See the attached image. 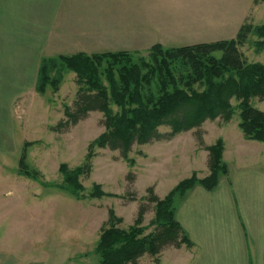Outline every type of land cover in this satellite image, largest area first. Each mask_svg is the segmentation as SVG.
Here are the masks:
<instances>
[{"label": "rangeland", "instance_id": "obj_1", "mask_svg": "<svg viewBox=\"0 0 264 264\" xmlns=\"http://www.w3.org/2000/svg\"><path fill=\"white\" fill-rule=\"evenodd\" d=\"M204 2L207 4L208 0H177L175 9L171 10L174 13L172 17L175 21L190 20L199 28L211 27L212 30L214 27L217 33L228 29L225 25L205 21ZM114 5L115 10L119 9L115 17L121 13V18L142 19L147 29L160 37L154 23L162 17L155 12L151 0H122L114 2ZM208 18H212L211 12ZM246 20L254 21V25L263 24L264 13L258 20L253 16L251 20L245 19L243 22ZM236 34H224V37L232 39ZM257 40L259 38L251 33L246 42L239 46L249 63H264V47L257 46ZM156 43L147 42L142 49L126 51L131 52L135 61L148 58L150 47ZM195 43L200 42L159 44L177 47ZM75 79L74 72L66 71L57 90L48 87L42 93L44 106H29L26 112L17 113L14 151L0 155V227L8 229L14 241L21 242L22 247L27 248L28 255L40 264H99L95 246L102 227L108 221L110 208L122 219L116 225L124 229L134 225L142 208L143 218L139 226L145 235L151 233L155 229L156 203L147 189L152 187L158 198L165 197L179 181L192 175V168L197 167L202 171L209 168L206 146L222 138L223 134L228 136L241 132L238 127V100L232 98L235 113L229 121L221 117L207 119L198 128L168 137L166 133L170 128L161 125L158 129L164 137L145 144L134 142L128 159L122 157L119 149L97 148L91 170L80 177L85 196L77 197L58 186L63 180L58 166L60 163H66L69 168L82 165L89 143L105 127L104 115L98 110L89 111L75 123L65 115L66 106L71 110L76 109L78 84ZM251 103L264 110V98L253 97ZM112 107L117 109L115 105ZM25 142H28L26 161L38 171V179L19 173V159ZM201 170L195 173L197 178H203L210 172L208 170L204 174ZM94 183L100 184L105 192L112 195L88 197ZM185 245L167 244L158 256L145 253L137 264H159L164 257L176 258L184 252Z\"/></svg>", "mask_w": 264, "mask_h": 264}, {"label": "trees", "instance_id": "obj_2", "mask_svg": "<svg viewBox=\"0 0 264 264\" xmlns=\"http://www.w3.org/2000/svg\"><path fill=\"white\" fill-rule=\"evenodd\" d=\"M251 33L259 38L255 44L264 47V23L254 25L246 20L232 39L177 47L156 43L150 47L148 58L136 61L126 50L42 57L36 84L38 92L44 93L48 87L57 90L64 73L72 71L76 75L78 98L76 109L66 106L65 115L73 123L92 110L104 115V131L89 143L83 164L75 168L59 164L63 180L58 186L77 197L85 196L80 177L91 170L95 149H119L122 157L128 159L134 142L145 144L164 137L158 129L161 125L170 128L168 137L198 128L207 119L221 117L229 121L235 113L232 98L238 100V127L243 136L264 142V110L251 103L253 97L264 98V63L247 62L239 50ZM27 145L25 142L18 170L24 176L38 179V171L26 161ZM206 149L208 175L197 178L193 173L163 198H158L152 187L147 189L156 203L155 229L151 233L145 235L139 226L142 208L134 225L127 229L118 227L116 223L122 219L113 208L108 210V221L95 246L99 264H137L145 253L158 256L167 244H191L176 218L177 204L196 184L213 190L227 172L223 139L218 138ZM108 195L112 194L98 183L87 194L90 198Z\"/></svg>", "mask_w": 264, "mask_h": 264}, {"label": "crops", "instance_id": "obj_3", "mask_svg": "<svg viewBox=\"0 0 264 264\" xmlns=\"http://www.w3.org/2000/svg\"><path fill=\"white\" fill-rule=\"evenodd\" d=\"M121 1L0 0V155L14 151L17 113L45 105L36 92L42 57L228 39L224 34L235 35L245 19L264 13L261 0H208L202 5L205 21L229 27L217 33L190 20L175 21L171 10L177 0H151L162 17L154 23L158 37L142 19L115 17L114 2ZM222 139L226 174L213 190L196 184L177 205L176 218L191 244L159 264H264V142L240 131ZM10 235L0 227V264H40Z\"/></svg>", "mask_w": 264, "mask_h": 264}]
</instances>
